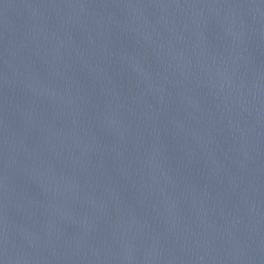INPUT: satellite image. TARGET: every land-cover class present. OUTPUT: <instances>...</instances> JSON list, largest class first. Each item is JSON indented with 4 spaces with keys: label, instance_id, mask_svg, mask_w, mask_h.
<instances>
[{
    "label": "water",
    "instance_id": "water-1",
    "mask_svg": "<svg viewBox=\"0 0 264 264\" xmlns=\"http://www.w3.org/2000/svg\"><path fill=\"white\" fill-rule=\"evenodd\" d=\"M0 264H264V0H0Z\"/></svg>",
    "mask_w": 264,
    "mask_h": 264
}]
</instances>
